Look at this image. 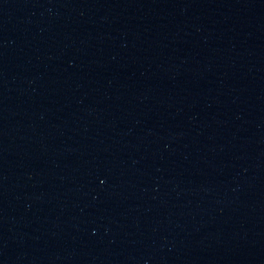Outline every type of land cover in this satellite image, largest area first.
Instances as JSON below:
<instances>
[{"label": "water", "instance_id": "1", "mask_svg": "<svg viewBox=\"0 0 264 264\" xmlns=\"http://www.w3.org/2000/svg\"><path fill=\"white\" fill-rule=\"evenodd\" d=\"M0 264H264V0H0Z\"/></svg>", "mask_w": 264, "mask_h": 264}]
</instances>
